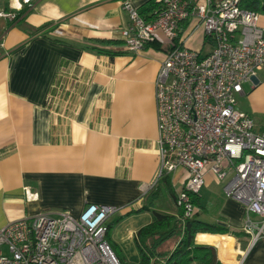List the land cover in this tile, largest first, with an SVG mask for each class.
Here are the masks:
<instances>
[{"label": "crops", "instance_id": "obj_1", "mask_svg": "<svg viewBox=\"0 0 264 264\" xmlns=\"http://www.w3.org/2000/svg\"><path fill=\"white\" fill-rule=\"evenodd\" d=\"M124 1L146 18L155 8V0H36L15 19L22 5L0 0V227L42 211L77 217L96 203L116 208V225L144 216L128 229L134 240L154 219L151 208L175 214L170 193L183 188L184 168L157 176L154 81L167 46L125 48ZM258 25L264 27V14ZM183 28L186 47L211 50L196 22ZM236 106L264 135V65L243 84ZM205 180L196 218L226 233H197L195 242L213 248L215 264H264V239L251 244L243 231L245 206L227 198L210 174ZM156 186L170 206L157 198L139 211ZM112 228L107 240L116 246Z\"/></svg>", "mask_w": 264, "mask_h": 264}, {"label": "built area", "instance_id": "obj_2", "mask_svg": "<svg viewBox=\"0 0 264 264\" xmlns=\"http://www.w3.org/2000/svg\"><path fill=\"white\" fill-rule=\"evenodd\" d=\"M15 1L29 6L36 0ZM240 2L155 0L146 18L124 1L129 23L121 37L129 51L150 42L167 46L154 81L157 176L177 166L189 173L175 199L182 217L198 212L191 195L199 196L210 174L223 183L227 198L245 206L243 231L252 244L264 239V135L236 105L243 84L264 65V27L258 25L259 13ZM189 21L211 43L207 54L181 40ZM116 211L87 203L77 217L42 211L11 221L0 227V264H122L107 240V221Z\"/></svg>", "mask_w": 264, "mask_h": 264}, {"label": "trees", "instance_id": "obj_3", "mask_svg": "<svg viewBox=\"0 0 264 264\" xmlns=\"http://www.w3.org/2000/svg\"><path fill=\"white\" fill-rule=\"evenodd\" d=\"M23 6L26 5H22L15 19H18L25 13L26 7L23 8ZM151 7V4H148L144 11L150 10ZM240 7L264 14V0H241ZM108 43L117 44L119 42L108 41ZM149 46L158 48L160 45L155 42L145 45V47ZM97 51L103 52L101 49ZM116 54L111 53L110 56L112 57ZM163 180H168V176H164ZM161 191V186L150 189L146 193L148 202L144 203L139 211L149 210L152 202L158 198ZM170 195L175 202L176 195L172 192ZM191 196L193 202L197 205L199 197ZM150 210L153 213L154 219L150 223L140 227L134 236V243L139 252L138 264H151L152 259L154 264L157 262H160V264H190L191 262H196L197 264H215L213 248L208 245L197 244L195 236L197 233L204 232L226 233L224 226L211 225L200 221L196 218L197 213L191 218H183L182 211L178 207L175 214L152 208ZM118 221L117 219L115 222L117 223ZM114 224L107 222V237ZM111 247L113 250L115 249L113 244Z\"/></svg>", "mask_w": 264, "mask_h": 264}, {"label": "rangeland", "instance_id": "obj_4", "mask_svg": "<svg viewBox=\"0 0 264 264\" xmlns=\"http://www.w3.org/2000/svg\"><path fill=\"white\" fill-rule=\"evenodd\" d=\"M185 174H184V183L187 179H189V173L184 169ZM182 190V189H181ZM179 190V191H181ZM163 194V191L160 192L158 199L160 202H164L168 206H170L171 202L170 200H164L160 196ZM158 199H155V203L158 201ZM159 201L157 203H159ZM166 201V202H165ZM119 219L117 211L112 214L108 222H112L114 224V227L112 228V233H111V239L112 241L116 242L117 245L115 246V253L117 257H119L122 261L123 264H138L139 263V252L135 246L134 240L128 238V229L132 227H136L140 223H143L144 216H139L137 218H131L128 219L125 224H119L116 225V220ZM116 225V226H115ZM116 228V229H114ZM114 229V230H113ZM3 251L6 252V248L2 247ZM153 260V259H152ZM157 264H160V262H157Z\"/></svg>", "mask_w": 264, "mask_h": 264}]
</instances>
